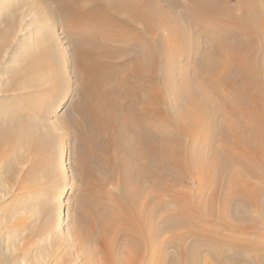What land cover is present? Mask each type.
<instances>
[{
    "label": "bare ground",
    "instance_id": "6f19581e",
    "mask_svg": "<svg viewBox=\"0 0 264 264\" xmlns=\"http://www.w3.org/2000/svg\"><path fill=\"white\" fill-rule=\"evenodd\" d=\"M47 2L71 40L79 99L69 131L81 147L80 176L88 184L82 204L89 219L107 233L116 216L97 210L93 196L105 190L109 178L119 176L115 205L122 212V226L134 234L124 259L114 253L111 241L109 264H264L255 253L259 248L228 233L230 227L256 229L258 222L232 205L234 195L264 221V0ZM202 37L204 44L198 41ZM196 45L203 46V56H194ZM188 56L194 72H179L181 81L175 84L176 62ZM38 62L30 64L33 73L43 71L44 63ZM24 133L23 124L6 128L0 140ZM186 136L193 140L190 146ZM203 136L210 154L205 157L197 151ZM216 137L220 145L214 148ZM231 163L244 173H227ZM246 173L261 183L248 180L238 190L232 177L241 176L237 182H243ZM184 176L201 185L214 183L205 208L186 193L170 195L178 210L154 226V214L164 204L161 198L154 202L145 189L152 184L167 196ZM225 179L221 211L227 218L219 225L206 217L214 216ZM244 190L253 193L252 199ZM166 232L173 234L170 241L161 238Z\"/></svg>",
    "mask_w": 264,
    "mask_h": 264
},
{
    "label": "rangeland",
    "instance_id": "374dc122",
    "mask_svg": "<svg viewBox=\"0 0 264 264\" xmlns=\"http://www.w3.org/2000/svg\"><path fill=\"white\" fill-rule=\"evenodd\" d=\"M49 3L47 0H0V133L6 128L16 129L20 124L25 126L24 136L0 140V264H109L111 241L114 253L124 259V251L132 248L134 234L122 226L121 211L115 205L119 176L109 178L105 190L93 196L97 210L116 216L107 233L102 231L100 223L89 219L87 207L82 204L88 184L80 176L81 147L69 131L70 119L77 116L74 107L79 99L72 71L71 40L61 29L62 18L51 15L55 8L52 2ZM196 31L199 33L200 29ZM198 41L204 44L205 38ZM199 45H196L194 56H203V46L199 49ZM35 59L44 63L45 72L33 73L29 69ZM176 63L178 68L175 67L172 81L178 84L181 81L179 72L187 69L188 74H192L194 71L190 56L180 58ZM32 79L35 81L31 82ZM184 140L189 146L193 141L190 136ZM198 142L202 144L197 150L200 156H209L207 138L200 137ZM219 145L216 137L213 146ZM261 155L264 157V152ZM228 168L227 173L231 169L244 173L235 163L229 164ZM246 175L247 178L242 175L243 182H237L241 176L232 177L238 190L248 180L261 183ZM228 181H222L214 216L206 217L219 225L227 218L221 208ZM260 186L264 190V184ZM147 187L146 195H153L154 202H160L161 198L160 203L164 204L155 212L152 221L158 227L156 222L160 217L178 210L168 200L170 195L186 193L194 196L195 205L204 207L214 183L201 185L193 176H184L181 183L171 186L172 192L167 196L152 184ZM247 191L246 196L252 199L251 192L254 191ZM233 199L234 207L240 206L241 213L258 222L254 224L256 229L241 231L230 227L228 233L246 240L249 247L259 248L260 252L255 253L264 261V221H259L256 209L244 207L236 195ZM260 199L264 200V194ZM228 217L235 221L234 215ZM118 228L127 231L120 233ZM172 235V232H166L161 238L170 241ZM255 253H252L253 257ZM141 260L144 263L146 259ZM209 263L213 264V261Z\"/></svg>",
    "mask_w": 264,
    "mask_h": 264
}]
</instances>
